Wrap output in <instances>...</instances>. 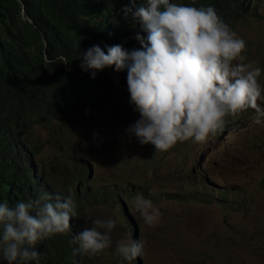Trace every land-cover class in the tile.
Returning a JSON list of instances; mask_svg holds the SVG:
<instances>
[{
  "label": "clouds",
  "instance_id": "obj_1",
  "mask_svg": "<svg viewBox=\"0 0 264 264\" xmlns=\"http://www.w3.org/2000/svg\"><path fill=\"white\" fill-rule=\"evenodd\" d=\"M119 11L138 27L134 39L139 47L109 44L101 48L91 42L86 50L78 49L77 59L81 71L89 72L91 78L106 68H111L112 77H118L114 72H126L129 104L138 117L125 131L139 144L163 151L177 142H203L224 125L227 116L247 109L254 110L255 124H264V103H258L264 102L262 68L246 60L245 40L212 5L128 0ZM56 59L67 64L63 56ZM63 183L66 188L81 184ZM81 185L95 191L89 184ZM80 203L71 194L61 197L48 192L13 204L0 200V260L41 264L35 245L43 246L47 243L40 240L64 233L61 237L67 247L76 256L85 254L76 264H92L93 256L113 246L116 220L93 218L90 226L73 233L70 219L75 226L82 222L81 210L77 211ZM132 207L147 226L160 219L159 208L141 194L132 197ZM113 252L122 262L138 258L132 264H141L143 241L118 239Z\"/></svg>",
  "mask_w": 264,
  "mask_h": 264
},
{
  "label": "rangeland",
  "instance_id": "obj_2",
  "mask_svg": "<svg viewBox=\"0 0 264 264\" xmlns=\"http://www.w3.org/2000/svg\"><path fill=\"white\" fill-rule=\"evenodd\" d=\"M260 20L264 21V15ZM256 21L257 19L245 20L242 23L229 26L245 40L246 46L243 54L246 60L255 61L257 65L261 66L262 73L259 80L264 84V25L262 22L260 24ZM109 69L111 68H107L108 71H111ZM114 73L120 76V73ZM258 103L264 102L258 101ZM241 114L243 111L240 112ZM238 117L227 116L224 125L215 133L210 134L203 142H177L163 151H155L150 144L141 145L137 143L135 137L130 136L125 131L135 120L127 119L128 116L123 111L108 108L98 113L88 109L77 110L75 117L67 123L47 121L38 123L34 126L29 140L38 152V161L42 165L46 164V169L55 160L58 148L69 158L76 153V147H79L82 152L87 149L89 151L96 149L101 153L107 142L116 145L113 156L91 157L99 172H107L105 165L110 163L113 170L117 167V175L125 178L129 172L135 169V164L139 161L146 163L148 167V171L145 173L146 177L142 179L144 182L151 180L148 187L144 188L149 191V193L145 192L148 194L145 197L152 200L161 212L159 221L153 226H147L142 222L138 213L133 209L131 201L129 210L136 217L135 228L130 217L127 218L121 212L114 199L106 191H102V200L105 203L99 204L96 201V194L87 185L78 187L77 184H72L70 187H64L61 190L56 188L45 190L53 196L59 195L61 197L64 195L62 193L67 191V196L71 194L73 199L81 200L79 217L82 222L75 226L72 217L69 229L71 232L75 233L83 227L90 226L93 218L111 216L116 220V226L111 233L114 242L121 238L143 241V254L140 255L141 264H264V191L256 193V190L250 189L248 193L238 197L237 200H242V202L233 204L232 207L221 208L202 201L200 198L202 186L193 181L197 176L202 178V173L205 172L208 176L213 174L219 179L233 182L239 176L244 177L248 171L251 173L262 168V162L257 161V158L260 153L258 147L262 145V142L264 143V133L256 135L254 132L264 127V124H255L254 114L241 117L246 118V123L242 120L238 121V123L241 121L244 124H241L240 132L234 138L230 134L228 138L224 139L226 130L220 138L214 137L219 130L226 128L229 122ZM241 135L243 137H240ZM119 136L123 138V149L121 150L117 148ZM233 139H237L233 143H239V146H242H236L229 151L233 145L231 143ZM104 140L106 141L103 142ZM212 141L219 147L213 146L215 150L212 152L213 157L206 160L211 152L204 154L201 148L203 144H209L208 142L212 143ZM252 144L258 150L249 147ZM223 146L225 147L224 151L221 150ZM245 146H248V149ZM246 151L248 154L245 157L250 159L251 165L249 166L252 168L241 163L240 166L245 168L238 172L235 167L238 166L239 158ZM230 152L229 162L228 159L225 162L223 157ZM122 159L130 161V163L122 161ZM177 170H180L178 175H176ZM171 171L175 175H172ZM72 172L69 169L65 178L70 177ZM64 173H66V168H60L58 174L60 179ZM255 178L257 177L254 176ZM103 179L110 180L106 175L98 173V182H102ZM126 180L132 181L133 175L127 176ZM75 181L76 183L88 184L84 179L80 181L79 175L75 177ZM18 185H25L33 189L15 196L18 191L17 188L8 187L5 192H0V200H7L13 204L18 200L32 199L39 195L38 191L42 192L40 187L47 186L40 183L33 184L27 178H24ZM165 189H176L182 193V198L158 200L157 195ZM198 191H200L199 195L192 199V195ZM189 195H191L190 198H187ZM124 206L125 204H123V210ZM181 209L183 211H180ZM176 212L179 214L173 216ZM172 217L175 219L173 224ZM144 226L147 228L143 229ZM258 230L262 232L260 233ZM63 234H54L40 240L47 244L60 242L63 246L62 253L46 263L76 264L77 256L62 241L61 236ZM173 234L175 237H172ZM105 255L107 258L104 257ZM115 257L112 246L93 256L92 264H109L115 260ZM116 260L118 261L117 257ZM134 260L136 259H132L130 263L132 264ZM0 264H5V262L0 261Z\"/></svg>",
  "mask_w": 264,
  "mask_h": 264
},
{
  "label": "trees",
  "instance_id": "obj_3",
  "mask_svg": "<svg viewBox=\"0 0 264 264\" xmlns=\"http://www.w3.org/2000/svg\"><path fill=\"white\" fill-rule=\"evenodd\" d=\"M259 2L262 0H255L254 3H251V0H179V3L197 7L212 5L227 24L257 19L258 10L264 8ZM127 3L128 0H0V192L13 187L18 190L16 196L33 189L18 185L24 178L30 179L33 184L47 185L39 188L42 190V192L38 191L39 194L48 189L60 190L65 187V184L60 182L67 172L60 179L52 168L46 170V164L39 166L34 162V157L37 155L34 148L28 154L25 153L21 146V136L25 129L33 130L36 123L46 119L71 122L76 111L82 109L98 113L105 108H112L126 113L127 119L138 116L129 104L126 82L119 81L121 75L126 79V72H122L118 77H112L106 68L97 72L95 78H91L89 72L81 71L80 60L77 59L78 49L86 50L91 42L101 48L114 44L119 36L117 35L119 30L113 28L112 33L108 35L109 38L103 35L104 25L111 23L113 26L121 25L120 32L125 33L129 41L134 43V35L138 27L134 28L135 24L131 19L128 21L119 11ZM97 5L110 17V22L101 23L90 30L91 15L95 18L100 16ZM250 12L255 15H248ZM59 56L65 57L67 64L56 59ZM123 86H126V89ZM230 124L231 122L228 123L229 126ZM263 129L264 127H261L258 130ZM236 146L232 145L229 151ZM115 148V144L107 142L101 153L96 149H91L90 152L93 157H107L113 156ZM76 150L69 159L74 160L71 164L79 172V180L85 179L94 187L93 193L97 196V203H105L101 198L102 191H106L118 207L121 204L130 207L132 197L136 194L148 195L145 192L149 193V191L144 188L148 187L151 180L142 181L148 171L146 163L137 162L135 169L127 174V176L133 175L132 181L126 180L127 176L122 178L106 175L110 180L103 179L102 182H98V176L91 179L86 176L85 160L81 158L85 151H80L79 147H76ZM230 154L231 152L228 153L229 157ZM240 161L246 166L251 165L248 158ZM141 171L143 172L140 173ZM179 171L177 170L176 175L180 173ZM255 172L257 171L249 173L243 179ZM171 174L175 175L173 171ZM71 175L74 180L78 176L76 173ZM256 175L257 184L264 188V171ZM152 177L155 180V176ZM209 179L219 183L217 177L213 174L208 176L205 172L202 173V178L197 176L193 179L202 186L200 194L202 201H205L207 196L214 195L208 190ZM123 180L125 182H122ZM224 181L225 186L222 184V187L217 186L221 189V196L214 195L216 197L212 203L232 207L234 202V197H230L232 191L237 195L242 189L236 187L237 181L230 183L229 180ZM199 193L200 191L193 194L192 199ZM171 194H177L179 199L182 198V193L176 189L162 190L157 198L158 200L174 199ZM80 206L81 203L77 206V211L81 210ZM130 217L136 227V217ZM35 247L41 253V264H53L46 262L53 260L63 250L60 242L43 246L36 244ZM84 256L85 254H78L77 260ZM116 257L114 259L117 262ZM118 262L131 264L130 261H119V258Z\"/></svg>",
  "mask_w": 264,
  "mask_h": 264
},
{
  "label": "bare ground",
  "instance_id": "obj_4",
  "mask_svg": "<svg viewBox=\"0 0 264 264\" xmlns=\"http://www.w3.org/2000/svg\"><path fill=\"white\" fill-rule=\"evenodd\" d=\"M254 1L255 0H251V3H254ZM177 2H179V0H177ZM260 3L264 5V1L263 0H262V2H259V4ZM97 9H99L98 11L100 12V16L97 17V18H95L94 16L91 15L92 22L90 23V27H89L90 30L94 29L97 25H99L101 23H108V22H110V17L105 13V11L99 5H97ZM248 15L253 16V15H255V13H251L250 12V13H248ZM263 15H264V8L261 9V10H258V13L256 15V17H257V21L256 22L257 23H260V24L262 22V25H264V21L263 20L261 21L258 18L263 17ZM128 21H130V19ZM232 24L233 25H236V23H231V24H228V25H232ZM113 28L117 29V31L119 30L118 33H117V35H119V36H117V38L115 39L114 44H121L126 49H132V48H138L139 47V44H138V42L136 40L134 41V43H131L129 41V38L127 37V35L125 33H121L120 32V29H122L121 25H119V26H113L112 23L109 24V25H104V27H103V35L105 36V38H109L108 35H110L112 33ZM119 73L121 75L122 72H119ZM120 77H121V79L119 81H125L126 82V79L123 78V75H121ZM123 88L126 89V86H123ZM110 109H112V108H110ZM251 114H254V110L247 109V110H244L243 111V114H241V115H240V112L237 113V114L230 115V117H238V115H240V116L238 118H236L235 120H232L230 126L227 124L228 127L226 126V128H224L222 130H219V132H217L214 135V137L220 138L222 136V133L224 132V130H226L227 133H226V137L224 139L228 138V136H230V134L234 138L235 136H237L239 134L241 124H244V123H241V121L238 123V121L239 120H242V121H244L246 123V120H245L246 118H241V117L246 116V115L247 116H250ZM137 117H135V118H129V119L130 120H135V119H137ZM249 119H250V117H249ZM47 122L59 123V122H62V121H60L58 119H54V120L51 119V120H47ZM32 131L33 130H31V129H25L24 132H23V134H22V136H21V138H22V141H21L22 142V145L21 146H23V149L26 151L25 152L26 154H28L29 152H31V149L34 148L32 142H30V140H29V136H30V134H31ZM262 133H264V129L263 130H257V131L254 132V134H256V135L262 134ZM240 137H243V136L241 135ZM118 139H119L118 140L119 142L117 143V148L119 150H121V149H123V146H122L123 138L121 136H119ZM236 140L237 139H233V141H231V143L235 142ZM210 142H208L209 144H203L202 145V148H201V150L204 151V154L205 153L209 154L211 152V154H209V156H207V159L206 160L212 159V157H213V153L212 152L215 151L214 148H213V146L214 147H219L213 141H212V143H210ZM234 144L237 145L238 147H241L242 146V145L239 146V143H233V145ZM245 147L248 149V146H245ZM249 147L254 148L255 150L260 149V153L258 155L257 161L262 162V168L259 169V170H256L257 172H255L253 175L249 176L248 178L243 179V177H240L239 176L238 178L235 179L237 181L236 187L239 186L242 190L239 191L237 193V195H236V193H234V191H232V195H230V197H234V202L232 204H236V203L242 202V200H239V201L237 200L238 197L240 195H243L244 193H248L250 189L256 190V193H260V191H264L263 187L262 186L260 187L257 184V182H256L258 178H255L254 179V176L257 177L256 173L261 172V171H264V143L262 142V145H259L258 149L256 147H254L253 144L250 145ZM224 148L225 147L223 146V148L221 150L224 151ZM152 149H153V147H152ZM34 152L38 155V152L36 151L35 148H34ZM247 154L248 153L246 151V153L244 155H242L241 158H239L238 166L235 167V170L236 171L241 172V170H238V169L239 168H242V170H243V168H245L242 165L240 166V164H241V161L240 160L243 159V158H247V157H245ZM37 155H36V157H34V162L37 165H39V166H43L38 161ZM91 157H93V155L91 154V152L89 150H85V153H83L82 154V157H81L83 160H85V162H84V168H85L86 176L88 175L87 176L88 179H91L94 176L97 177L98 176V173H102L104 175H109V176H119V175H117L118 174L117 167H115V169L113 170L112 165L110 163H106V165H105V167L107 168V172H104V173L103 172H99L98 169H97L96 163L94 162V160ZM226 159H228V162H229V156H228V154L225 155V157H223V160L225 162H226ZM71 161H74L73 158H70L69 159L68 156L58 148V154H57L55 160L52 161V163H51L50 167L48 168V170L50 168H52L57 174H59V169L60 168H64V169L66 168V172L69 169H71L72 171H74V172H72V174L73 173H76L77 175H79V172L73 167V165L71 164ZM122 161H126V160H122ZM37 162H39V163H37ZM249 168H252V167L249 166ZM253 172H251V173H253ZM249 173L250 172L248 171V173H245L244 176H247ZM71 176L68 177V178H65L64 177L63 180H62V183L63 182H66V181H73V182L76 183V181ZM217 180L219 181V183L217 181H215V180L209 179L208 190H209V192L213 193L214 195H220L221 196V194H222L221 189L218 188L217 186L218 185L221 186V184L223 186H225V181L223 179H219V178H217ZM229 183H230V181H229ZM214 195H212V197H208L207 196V199L204 202H207V203H210L211 204L212 201H213V199H214V197H216ZM171 197H174L175 200L179 199V196L177 194H171ZM212 204L213 205H216V206H219L221 208L222 207H228V206H225L223 204H217V203H212ZM119 208H120L121 212L125 216H128V217L133 216L132 212L129 210V206L128 205L125 204L124 210H123V204H121L119 206ZM180 211H183V209H181ZM178 214L176 212V213H174L173 216L178 215ZM138 217H139V215H138ZM171 219H172V224H173L174 221H175V219L173 217ZM172 224L170 223V226ZM146 228H147V226H144L143 227V229H146ZM258 231H260V230H258ZM261 232L262 231H260V233ZM172 237H175V235L173 234ZM112 240H113V247H114V245H115L114 238ZM190 252H193V251L190 250ZM183 256H185V255H183ZM135 259L137 260L138 258H135Z\"/></svg>",
  "mask_w": 264,
  "mask_h": 264
},
{
  "label": "water",
  "instance_id": "obj_5",
  "mask_svg": "<svg viewBox=\"0 0 264 264\" xmlns=\"http://www.w3.org/2000/svg\"><path fill=\"white\" fill-rule=\"evenodd\" d=\"M39 123H42V121H40ZM136 230V229H135Z\"/></svg>",
  "mask_w": 264,
  "mask_h": 264
}]
</instances>
